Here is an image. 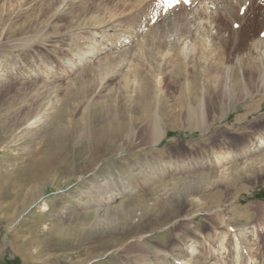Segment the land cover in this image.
Wrapping results in <instances>:
<instances>
[{"label": "rangeland", "instance_id": "1", "mask_svg": "<svg viewBox=\"0 0 264 264\" xmlns=\"http://www.w3.org/2000/svg\"><path fill=\"white\" fill-rule=\"evenodd\" d=\"M196 1L0 0V264H264V161L248 153L264 140V82L256 87L237 75L225 88L222 74L204 76L199 118L196 97L188 103L186 62L162 51L160 27V63L151 70L156 131L131 124L121 155L88 165L76 152L85 138L72 150L56 128L65 83L51 75L65 77L67 57L91 35L103 37L115 18L149 38L170 16L175 31L186 34L185 16ZM253 12L249 3L233 24H248ZM228 51L234 53L231 43ZM223 65L238 70L233 59L214 64ZM41 113L44 122L27 125ZM65 147L67 156L58 158ZM44 157L48 177L31 180Z\"/></svg>", "mask_w": 264, "mask_h": 264}, {"label": "bare ground", "instance_id": "2", "mask_svg": "<svg viewBox=\"0 0 264 264\" xmlns=\"http://www.w3.org/2000/svg\"><path fill=\"white\" fill-rule=\"evenodd\" d=\"M67 1L79 3L80 0ZM257 2L258 0H197L196 4H193L194 6L189 7L190 9L185 16L186 28L184 30H186V34H180L179 32L178 34L175 31L173 16L160 22L156 26V33L152 34L150 32L151 36L149 38L145 37L146 35L143 36V34L140 36L141 34L139 35L132 28L125 27L124 24L123 26L120 22L115 21V18L109 24L106 23V27L103 28L101 26L104 30V33L102 32L104 34L103 37H99L101 33L98 37L91 35L89 42L85 43V45L82 43V46L79 45L81 48L77 53L67 57L66 64L69 67V73L65 77L61 78L54 71L51 75L53 82L64 79L65 83L63 85L61 83L65 92L63 91L58 97L60 98L59 101L62 102L59 103L60 106L58 105L60 110L57 119L58 126L56 127L60 139L66 143V147L70 144L69 148L73 150L75 145L85 138L86 142L83 145H77L79 148L76 152L78 157L89 158L87 163L90 165L94 159L100 156H107V154L111 156V154L116 153L121 155L123 149L130 142L129 134H127L129 125L143 122L153 126L154 131H156L158 126H155V114L152 113V108L150 107L151 99L158 92L156 91V85L152 83L151 70H154L155 65L160 63V61H157L159 63L155 64L157 56L156 39L162 38L161 34H159L160 29H158L160 27H164L163 40L167 43V47H164L162 51L164 53L167 52L168 56L171 55V57L176 59L181 58L186 62L185 68L188 70L186 81L188 103H190L192 95H194L199 118H202V108H204L202 106L205 97L204 76L222 74L225 88L229 87V82L235 79L237 75L242 79L252 80L255 84L254 86L260 87L264 82V5L257 4ZM63 3H60V5H63ZM249 3L255 7V12L252 13L249 23L243 26L234 25L233 16H241ZM92 14L96 15L91 12ZM111 16L108 11V18ZM88 18L90 17L88 16ZM97 21L100 23L99 20ZM255 22H260L263 26L259 28L257 24L254 25ZM77 26L81 28L80 25ZM96 28L94 29L96 30ZM73 30H76V28ZM97 31L100 32L99 30ZM182 33L184 32L182 31ZM251 34L254 35L252 38L247 41L243 39ZM64 35L66 34L62 33L59 36L63 37ZM227 35L231 37L236 35L237 38H233L230 41ZM163 40L161 39L162 42ZM188 42L191 43V46L188 50H184L182 45L184 46ZM201 42H204V44H198ZM230 43L234 53L230 54L228 51L227 54V48ZM75 44L74 46H76ZM196 44L199 45L200 50H197ZM144 47L148 49V52L146 50L144 53ZM158 55L160 54L158 53ZM161 55L167 56L163 53ZM140 57H142V60H140ZM226 59H233V63L238 65V70L235 71L233 65H223L225 67L221 70L214 66L216 62H223ZM168 62L166 63L167 65ZM231 71L232 73H230ZM196 78L199 80H196ZM197 81H199V87L197 86ZM57 86L59 87V85ZM77 92L82 96L81 99L77 98ZM64 97L68 98L67 102H63ZM110 108L113 109V113H110ZM115 110L117 111L115 112ZM47 116V113L36 114L27 125L31 127L37 126L42 121L44 122ZM158 140L159 137L155 142L153 141V145ZM251 148L248 153L257 155L256 159L259 162L264 161V140H260ZM62 150L63 152L57 154L58 158L59 156H67L66 154L70 149L67 150L66 148L64 151V148H62ZM49 155L45 157L48 159ZM46 158L37 160L34 163L37 167L31 169L33 173L30 174L28 172L32 175L31 180L35 179V177L37 180L48 177L47 172L52 168H48L51 163H47ZM54 162H52L53 167L56 165ZM56 163L58 162L56 161ZM246 228L241 226L238 230L243 233ZM232 238H235V234L232 235ZM220 241L221 244L226 243L227 239L224 236Z\"/></svg>", "mask_w": 264, "mask_h": 264}, {"label": "snow or ice", "instance_id": "3", "mask_svg": "<svg viewBox=\"0 0 264 264\" xmlns=\"http://www.w3.org/2000/svg\"><path fill=\"white\" fill-rule=\"evenodd\" d=\"M185 2H187V0H185Z\"/></svg>", "mask_w": 264, "mask_h": 264}]
</instances>
